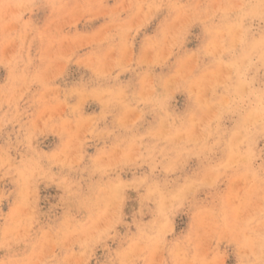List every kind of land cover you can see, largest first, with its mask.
I'll return each instance as SVG.
<instances>
[{"label": "rangeland", "instance_id": "1", "mask_svg": "<svg viewBox=\"0 0 264 264\" xmlns=\"http://www.w3.org/2000/svg\"><path fill=\"white\" fill-rule=\"evenodd\" d=\"M0 264H264V0H0Z\"/></svg>", "mask_w": 264, "mask_h": 264}]
</instances>
